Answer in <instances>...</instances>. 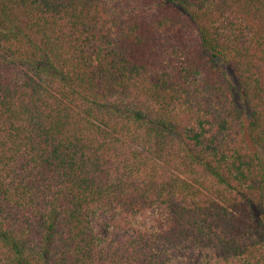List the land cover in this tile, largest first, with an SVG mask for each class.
Wrapping results in <instances>:
<instances>
[{
    "label": "trees",
    "instance_id": "16d2710c",
    "mask_svg": "<svg viewBox=\"0 0 264 264\" xmlns=\"http://www.w3.org/2000/svg\"><path fill=\"white\" fill-rule=\"evenodd\" d=\"M0 264H264V0H0Z\"/></svg>",
    "mask_w": 264,
    "mask_h": 264
}]
</instances>
